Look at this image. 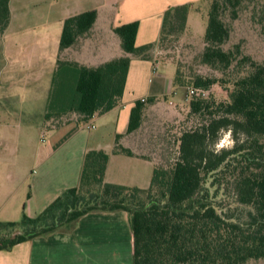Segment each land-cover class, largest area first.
Listing matches in <instances>:
<instances>
[{"label": "trees", "instance_id": "obj_1", "mask_svg": "<svg viewBox=\"0 0 264 264\" xmlns=\"http://www.w3.org/2000/svg\"><path fill=\"white\" fill-rule=\"evenodd\" d=\"M245 2L253 4L252 18L264 33V0H210L198 58L220 78L196 76L192 85L207 89L218 82L229 84L230 96L228 100L190 98L181 113L184 119L178 124L172 162L162 163L150 140L134 153L120 142L124 135L114 136L111 153L152 162L149 186L141 189L106 183L109 153L88 150L83 154L76 186L63 190L33 217L22 213L18 221L0 222V250L8 251L91 211L121 210L127 215L132 237L131 264H246L264 260V62L242 54L239 44L222 47L230 37L224 16L237 19ZM8 3L0 0V34L8 24ZM188 10L189 5L166 9L158 43L170 32L185 31ZM96 15L95 10H88L63 21L53 87L43 118L46 130L71 121V115L75 123H86L117 106L130 56L144 59L153 48V44L135 46L138 22L133 21L112 29L119 39L121 56L96 67L68 61L65 50L91 29ZM173 79V86L182 84L177 70ZM154 101L149 97L134 103L125 135L140 128L146 107ZM222 130L232 134L233 144L216 150ZM224 179L233 192V209H220L212 199L215 190L224 187Z\"/></svg>", "mask_w": 264, "mask_h": 264}, {"label": "crops", "instance_id": "obj_2", "mask_svg": "<svg viewBox=\"0 0 264 264\" xmlns=\"http://www.w3.org/2000/svg\"><path fill=\"white\" fill-rule=\"evenodd\" d=\"M80 1L9 0L8 24L0 34V222L18 221L22 213L33 217L63 190L76 186L88 150L109 153L106 183L147 188L152 162L111 153L114 136L124 135L122 145L137 153L148 146L147 118L158 121L179 117L184 111L182 97L176 104L169 100L177 94L172 81L161 90L152 85L150 76L157 73L160 63L155 64V45L167 8L189 5L186 27L189 18L198 14L200 4L208 9L210 0H95L96 6L87 10L80 6L89 4ZM88 10L96 11L95 22L65 50L68 61L96 67L121 56L119 39L112 32L116 23L137 21L135 46L153 44V48L144 59L130 56L117 106L86 123H75L71 115V121L46 130L43 118L53 87L63 21ZM153 66L157 67L154 73ZM149 97L155 101L146 107L142 125L125 135L131 107ZM29 133L38 134V143H26ZM131 259V232L121 210L91 211L8 251L0 250V264H131Z\"/></svg>", "mask_w": 264, "mask_h": 264}, {"label": "rangeland", "instance_id": "obj_3", "mask_svg": "<svg viewBox=\"0 0 264 264\" xmlns=\"http://www.w3.org/2000/svg\"><path fill=\"white\" fill-rule=\"evenodd\" d=\"M84 2L89 5L83 6L84 4H81L80 8L83 10L96 6L95 0H84ZM207 10L205 4L203 5L201 3L198 14L189 18L184 32H170V34L166 35L162 43L157 42L155 45L154 57L157 60L155 64L160 62L164 63V65L157 64V73L150 76L152 85L154 87L155 84L157 90H161L167 82L169 87L177 70L181 75L182 84L175 87L177 94L169 97V100L175 102V104L178 102L179 97H182L184 103H187L190 98L194 97H187V93L194 87L192 82L196 76L220 78V74L217 71L201 64L198 58V54L203 48V34L207 22ZM252 11L253 4L245 2L244 9L237 19L230 20L227 16H224V22L230 28V37L222 47L223 49H229L234 44H239L242 54L250 56L257 62H264V33L260 29V25L256 22V19L252 18ZM118 24L116 23L115 26H118ZM232 73L235 72L229 71V74ZM207 90H209L207 97L212 96L217 100H228L231 86L218 82L212 84ZM167 102L171 104L169 101ZM183 119L184 114H181L179 117H164L158 121H151L150 118L146 119L145 130L150 133V136L146 138L151 141L154 153H158L161 156L162 163L172 162L176 157V137L179 133L178 124ZM191 122H193V119H191ZM196 123L197 121L194 122V124ZM26 139L27 144L38 143V134L30 135L29 133ZM232 144V134L228 130H222L214 149H227ZM222 183L224 187L221 190L216 189L215 192H217L212 194L214 196L212 199L215 200V203L220 209H233L234 196L231 186L228 184L227 179L222 180ZM211 190L213 191V189ZM246 264H264V260H249Z\"/></svg>", "mask_w": 264, "mask_h": 264}, {"label": "built area", "instance_id": "obj_4", "mask_svg": "<svg viewBox=\"0 0 264 264\" xmlns=\"http://www.w3.org/2000/svg\"><path fill=\"white\" fill-rule=\"evenodd\" d=\"M153 73L156 72V66H153L152 69ZM208 89V88H207ZM207 89H203V88H195L193 87L192 89H190L187 93V97H200V98H206L208 96V91ZM140 101L144 102L145 99L142 98L140 99ZM89 128H92V126L88 125ZM43 137V135H41V138Z\"/></svg>", "mask_w": 264, "mask_h": 264}]
</instances>
